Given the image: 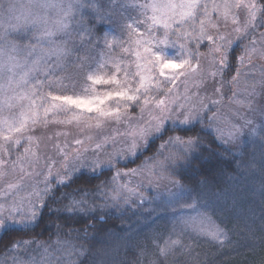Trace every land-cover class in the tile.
Masks as SVG:
<instances>
[{
    "label": "rangeland",
    "instance_id": "1",
    "mask_svg": "<svg viewBox=\"0 0 264 264\" xmlns=\"http://www.w3.org/2000/svg\"><path fill=\"white\" fill-rule=\"evenodd\" d=\"M39 2L40 0H0V37L7 31L8 42L0 39V47L11 52V44L14 43L18 51L11 54L21 62L27 61L30 64L44 55L51 46L50 41L64 44L69 54L59 61L60 66L56 68L54 78L66 85L76 84L77 87L74 90L70 87L67 90L58 87L54 94L72 95L75 91L76 94L83 95L85 88L89 94L110 90V86L106 84H85V77L90 71L102 78L115 72L119 79H124L126 73H130L131 75L127 76L131 81L130 87L139 86L136 53L142 52L143 48H137L136 36L129 39L126 25L132 24L134 20L144 22L146 17L141 15L142 9L139 5L150 3L151 0H79L78 10L74 11L70 20L69 34L57 33L53 37H42V25L26 24L23 19L19 22V27H9L10 24L17 23L15 19H9L6 12L9 4L14 5V16L47 14L51 22L56 16V9L40 8ZM54 2L64 3L66 6V0ZM201 3L207 6L208 16L201 15L200 19L205 20L206 32L217 38L216 45H220L221 49L217 52L214 50L216 45L202 41L198 49L199 56L192 57L194 71L187 76H179L174 83H167L164 77H160L159 80L163 83L156 99L171 101L168 106L175 109L166 127L179 125L175 121L184 118L181 113L193 111L202 118L193 123H206L220 142L234 151H239L244 143L264 134L260 131L261 126H264V6L260 0H201ZM250 3L257 5L258 11L254 14L246 7ZM225 4L237 6L225 9ZM86 13L93 14L97 24H105L101 33H96L95 29L87 24L89 14ZM147 15L151 16V12ZM252 15L255 16L254 23ZM147 25H151V20H147ZM185 27L188 33H192V28L187 25ZM195 27L199 28L198 21ZM153 31L159 36L163 30L157 27ZM139 32H145L143 23ZM219 36H223L224 40H219ZM172 40L176 41L175 47L171 43L160 46L170 58L180 54L178 48L181 41L176 40L175 36ZM185 43L189 50L196 51L194 42L186 40ZM225 51L228 60L226 69L230 65L232 51L236 64L233 72L226 73L225 69L221 74L220 56ZM114 62L119 65V70L114 67ZM48 64L55 66L56 57H51ZM37 79H45L42 71L34 73L32 83ZM152 84L155 86L156 80H153ZM80 85H83V88ZM44 91L48 89L45 88ZM24 103L27 104L26 101ZM37 103L41 101L37 99ZM140 105H143V98L139 104L130 103L126 109L122 108L119 120L115 114L97 120L98 113H87L69 105H65L70 109L68 112L49 113L47 117H43V109H39L41 122L30 125L29 131L25 132L21 139L20 146H16L11 156L7 157L8 163L0 166V204L7 208L15 202L23 210H27L29 201L35 199L32 194L43 189L46 176L53 188L59 179H67L65 173L71 168L76 169L73 175L81 171L98 172L104 168H114L112 189L105 194L104 205L117 211L158 210L164 221L155 223L158 226L157 231L149 232L153 235L150 245L143 243L141 249L132 246L137 252V258L131 257L132 264H157L162 256H167L175 248L186 245L191 236H204L200 230L210 228L211 224L207 220L201 221L197 212L211 217L216 225L224 228L204 206L197 204L194 210L188 207L194 202L185 203L181 200L178 204L170 203L175 199L171 194L178 191L173 181L184 185L171 174V164L182 155L190 153L193 146L189 148L168 144V138L159 143L157 151L151 157H144L134 166L123 165L135 159L145 149L143 145L156 137L153 133L146 141L137 139L135 154L129 153L128 149L133 142L132 130L148 127L150 121L154 122L153 116L159 114L155 110V104L150 103L145 106L142 115ZM104 107L113 110V102H107ZM11 111L20 117L19 107H13ZM74 112L79 113L82 119H73ZM0 116H9V110L5 107ZM234 128L240 132L234 133L236 139H230L228 134ZM254 128L257 130L256 134L251 133ZM29 136L31 141L27 139ZM77 140L80 144L76 143ZM0 143L3 141L0 140ZM97 145L101 147L98 149ZM25 147L30 149L28 153H24ZM109 160L112 161L111 167L108 166ZM9 185L17 187L9 189ZM184 187L188 189L187 186ZM113 197L120 198L114 201ZM124 198H127V203ZM113 204L117 206L114 207ZM193 217L196 219L191 220ZM175 240L180 243L162 253L165 242ZM55 249L56 253L46 248L28 260H0V264H71L72 261H78L75 251L70 255L65 246H56ZM95 251L101 252L102 249ZM89 264H107V260L105 256L98 255L91 257Z\"/></svg>",
    "mask_w": 264,
    "mask_h": 264
},
{
    "label": "snow or ice",
    "instance_id": "2",
    "mask_svg": "<svg viewBox=\"0 0 264 264\" xmlns=\"http://www.w3.org/2000/svg\"><path fill=\"white\" fill-rule=\"evenodd\" d=\"M79 0H66V6L64 3H55L54 0H40L39 7L43 9H56V16L49 22L47 14L41 16L39 14L30 17L14 16L15 11L14 5L9 4L6 12L9 15V19H15L16 24H10L9 27L15 29L20 26V21L23 19L25 23H30L35 26H43L42 37H53L57 33L69 34L70 20L73 13L77 9ZM237 5L225 4V9L230 7H236ZM2 7V6H0ZM142 9L141 15L146 17L144 22L134 20L132 24H127L126 27L129 30V39L132 36H136L135 44L137 48H143V51H137V73L139 77V86L130 87L131 81L127 79L130 73H126L124 79H119L115 72L110 73L106 78L98 77L94 73L87 74L84 83L91 82L92 85H109L110 90L103 93H92L89 94L88 89H84V94L79 95L73 91L72 95L67 94H54L59 88L67 90L69 87L73 90L77 87L76 84H64L63 81L55 79L56 68L59 67V61L63 57L69 54V50L64 44H56L55 41H50V47L45 51L42 57H38L33 60L30 64L27 61L21 62L16 56L12 55L11 52H17L18 47L14 43L11 44V52L6 51L5 48L0 47V112L6 107L9 110V116H0V166L8 163L7 157H10L16 146H20L21 139L24 133L29 131L30 125H35L41 122V114L39 109H43V117H47L49 113H61L68 112L70 109L66 108L65 105L72 106L75 109L86 111L87 113H98L96 117L99 120L100 117H107L116 115L119 120L122 115L121 109L128 106L130 103L139 104L141 98H143V105L141 106V114L145 111V106L150 103L155 104V110L159 113L153 116V121L149 122L148 127L138 128L132 130L133 142L128 149L129 153L135 154L137 139L146 141L153 133L157 137L162 138L163 135L169 131H176L177 129H169L166 127L167 121L172 118L171 114L175 111L174 108H169L171 101L164 99H156L159 94L161 82L160 77H164V81L167 83H174L179 76H187L194 71L192 64V57L199 56V46L202 41H208L213 45H216V39L212 35L206 32L205 20L200 19V16H208L207 6L201 3V0H151L150 3L139 5ZM246 7L250 9V12L254 14L258 11L257 5L254 3L248 4ZM151 12V16H148V12ZM147 20H151V25H147ZM197 21L199 22V28L195 27ZM255 22V16L252 15V23ZM145 25V32L140 33L139 28L141 24ZM209 23H211L209 19ZM192 28V33H188L185 26ZM157 27L162 28V35H155L154 29ZM84 31V29H81ZM146 36V38H144ZM175 36L176 40L181 41L179 44V55L170 58L165 49L160 47L161 45L172 44L176 46V41L172 40ZM7 31L4 32L0 39H4L5 43ZM219 40L223 41L224 37L219 36ZM194 42L196 45V51L192 52L188 49L187 43ZM221 49L220 45L215 46V51L219 52ZM55 56L57 64L55 66L49 65L48 60ZM243 58H241L242 60ZM43 61V63H41ZM139 61H142L140 63ZM228 64L227 51L220 56V68L219 72L222 74ZM114 67L119 70V65L115 64ZM42 71L45 79L36 80L32 83V78L35 72ZM170 72L171 75H166ZM156 80L155 86L152 81ZM83 88V85H80ZM47 88L48 91H44ZM219 91V89H217ZM37 99L41 103H37ZM27 102L25 105L24 102ZM107 102H113V110H110L105 106ZM13 107H19L21 109L20 117L18 118L11 110ZM167 113V115H165ZM151 115V112L149 113ZM184 118L177 119L176 124L182 127H188L193 124L194 121L201 120L202 118L193 111H189L187 114L181 113ZM27 117L26 119L23 117ZM73 119L80 120L82 117L79 113H73ZM86 119V118H85ZM71 122V121H60ZM261 133H264V126H261ZM240 130L235 129L229 132L230 139H236L234 133L239 134ZM252 134H256L257 130L251 129ZM31 141V137H27ZM80 144V141H76ZM198 143V140L188 138L185 140L180 136H172L168 139V144L182 145L191 148ZM144 148L147 149L150 146L149 143H145ZM101 146L97 145L99 149ZM24 153H28L30 149L25 147ZM79 155V153H77ZM19 158V157H18ZM99 164V161L96 162ZM112 161L109 160L108 166L111 167ZM76 169L71 168L66 171L65 176L67 179H59L58 186H67L73 179V174ZM95 171V168H93ZM136 170H133L135 172ZM119 175V173H117ZM178 191L171 195L175 199L171 200L170 203L178 204L181 200L193 199L192 191L185 189L184 185L180 184L179 181H173ZM44 187L41 190H37L32 195L35 197L34 200H30L27 210H23L20 205L15 202L7 208L0 204V230H8L10 228H18L19 230H34L35 227L39 226L45 208L49 211L64 212V214L80 215L86 214L85 200H76L74 197L70 198V203L64 206V209H53L45 200V197H51L52 200L56 201L55 189L52 188L48 177L44 179ZM17 187L16 185H9V189ZM264 188V186H262ZM124 191H131V189H122ZM214 195V194H212ZM264 195V191H262ZM209 194L204 192H196L194 203L188 205V207L196 209V205L201 200L208 198ZM120 197H113V200H117ZM127 203V198H124ZM113 206H117L113 204ZM202 206V205H201ZM6 213V215H5ZM197 216L201 221L207 220L211 227L207 229H201V234L207 236L212 241L219 244H223L228 240V233L224 228L216 225L211 220V217L205 216L197 212ZM195 220L196 218H190ZM57 227H61L57 225ZM87 227H93L88 225ZM87 228L85 229V232ZM24 241L14 243L11 247L16 248L24 244ZM31 243V242H28ZM179 240L166 241L165 248L162 249V253L170 250L173 245L179 244ZM68 247L66 251L71 253L76 252L78 256H86L87 249L77 250L74 244L65 242ZM71 264H85L84 260L72 261Z\"/></svg>",
    "mask_w": 264,
    "mask_h": 264
},
{
    "label": "trees",
    "instance_id": "3",
    "mask_svg": "<svg viewBox=\"0 0 264 264\" xmlns=\"http://www.w3.org/2000/svg\"><path fill=\"white\" fill-rule=\"evenodd\" d=\"M260 2L264 6V0ZM87 24L98 34L105 27L104 23H96L93 14L87 16ZM233 52L226 73L233 72L236 64ZM167 127L177 130L167 131L162 138L151 139L147 149L123 165L134 166L144 157H151L161 141L174 135L198 140L190 153L171 164V174L192 191L193 199L185 198V203L194 202L196 192L209 194L206 201L201 200L198 205L206 207L226 229L228 240L221 245L208 237L193 235L186 245L162 256L157 264H264V134L234 151L220 142L206 123ZM113 175L114 168L81 171L73 175L67 186L56 184L53 189L57 199L54 202L51 197H46L48 205L53 209H64L71 197L83 199L86 214L69 216L45 208L39 226L34 230H2L0 260H28L46 248L56 253V246L67 248L65 242H70L78 250L87 249L86 256L77 257L85 264L98 255L105 256L107 264H132L131 257L137 254L132 246L141 249L144 244L150 245L153 235L149 232L157 231L155 223L164 221L158 210L117 211L105 206ZM19 241L25 243L11 247ZM96 249L102 251L96 252Z\"/></svg>",
    "mask_w": 264,
    "mask_h": 264
}]
</instances>
